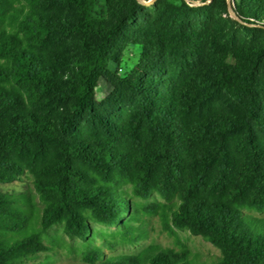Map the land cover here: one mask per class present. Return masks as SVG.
<instances>
[{
  "label": "trees",
  "instance_id": "16d2710c",
  "mask_svg": "<svg viewBox=\"0 0 264 264\" xmlns=\"http://www.w3.org/2000/svg\"><path fill=\"white\" fill-rule=\"evenodd\" d=\"M231 5L0 0V184L28 181L0 186V264H56L65 237L68 264L204 263L106 253L154 217L217 247L205 264H264V0Z\"/></svg>",
  "mask_w": 264,
  "mask_h": 264
},
{
  "label": "rangeland",
  "instance_id": "374dc122",
  "mask_svg": "<svg viewBox=\"0 0 264 264\" xmlns=\"http://www.w3.org/2000/svg\"><path fill=\"white\" fill-rule=\"evenodd\" d=\"M236 18V17H235ZM141 53V47L140 46H135L132 47L130 51H128L125 55L122 68H121V73L123 75L127 74L131 68L136 64V62L139 60ZM106 87L105 83H101V90ZM26 183L28 181H15L12 183H7V184H0V186L6 190V191H21L25 189ZM151 234L150 237L146 240H144L142 243L138 245H124V246H119L115 250H106L107 254H133L138 252L141 248H143L145 245H148L150 243H159L163 244L166 246H176L177 240L181 241L182 243L187 244L194 252H197L200 255V259L203 264L207 262H211L216 260L220 255L221 252L220 250L215 247L213 244L210 242L204 240L201 236L194 235L188 231H178V235L176 236H170L167 232L163 231L162 229V223L158 217H154L151 223ZM116 227H108L107 229L109 230H114ZM53 234H55V231H52ZM52 239V237L46 238L48 241ZM65 240L71 244H73V249L71 250L70 248L63 247V246H57L55 250L58 252L56 254V259L57 262L56 264H68L71 262H80V253L78 250V247L80 245L78 240H72L68 237H65ZM101 241L98 240V243ZM49 243V241H48ZM49 245H52L49 243ZM54 251V250H53ZM53 251L45 252L41 254V257H45L48 254H53Z\"/></svg>",
  "mask_w": 264,
  "mask_h": 264
},
{
  "label": "water",
  "instance_id": "95a60500",
  "mask_svg": "<svg viewBox=\"0 0 264 264\" xmlns=\"http://www.w3.org/2000/svg\"><path fill=\"white\" fill-rule=\"evenodd\" d=\"M155 1H156V0H139V2H141V3L144 4V5H151V4H153ZM195 3H196V4H199L200 2L196 1ZM229 10H230L231 15H232L233 17H236V18H237L236 14H235V11L233 10V7H232V5H231V0H229Z\"/></svg>",
  "mask_w": 264,
  "mask_h": 264
}]
</instances>
